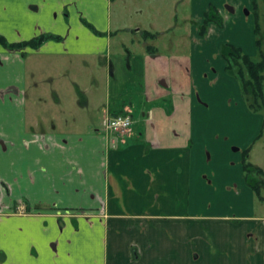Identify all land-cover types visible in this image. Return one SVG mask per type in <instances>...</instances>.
I'll list each match as a JSON object with an SVG mask.
<instances>
[{
  "label": "crops",
  "instance_id": "0c3cea01",
  "mask_svg": "<svg viewBox=\"0 0 264 264\" xmlns=\"http://www.w3.org/2000/svg\"><path fill=\"white\" fill-rule=\"evenodd\" d=\"M188 1L189 53L153 45L118 83L97 36L64 15L92 0H0L10 42L65 39L0 44V264H264V201L234 152L250 133L259 142L264 115L221 54L232 43L257 55L252 0ZM211 3L224 26L201 37ZM119 113L133 117L127 138L103 126Z\"/></svg>",
  "mask_w": 264,
  "mask_h": 264
},
{
  "label": "rangeland",
  "instance_id": "374dc122",
  "mask_svg": "<svg viewBox=\"0 0 264 264\" xmlns=\"http://www.w3.org/2000/svg\"><path fill=\"white\" fill-rule=\"evenodd\" d=\"M259 1L261 3L259 13L261 16L262 38L264 39V0ZM92 2L93 4L88 2V8L85 10L82 7H79L80 5L78 3L71 4L70 6L65 7L64 15L68 22L74 23V25H78L79 23L84 24L91 31V33L97 36L99 39L97 47L102 48L103 54L101 56H112L116 66H118V72L116 73L117 79H119L118 83L120 82V79H123L122 77L125 72L126 77L129 73H127L130 59L129 56H146V48L148 44L156 45L159 48L161 55L189 53L190 44L192 43L193 38L190 33L191 25L189 21L191 17V3L188 0H106L107 4H105V0H92ZM27 15L29 17L35 16L29 12ZM109 16L110 19L108 20ZM22 20H24L23 17ZM85 22L92 24L94 29H96L99 33H95L94 29H92L90 25H87ZM136 27L149 29L152 32H163L158 34L156 38L144 39V37L136 31ZM43 33L61 35L45 31L38 33L31 38ZM62 37L63 39L61 42L65 40L64 36ZM49 41L57 40L51 39L47 42ZM254 57H258V55ZM132 75L137 76L136 73H133ZM123 80H126V78ZM116 83L117 82H115V84ZM115 84L113 83V90H117L113 92L120 94V87H122V85L120 87L118 85L115 88ZM132 93L133 91L126 90V93L121 96V99H129V96H131ZM133 98L136 103L139 99V95L135 94V97ZM139 102L140 105L144 104V100L141 99V97ZM245 102L249 108L248 101L245 100ZM41 110L48 114L46 111L47 109ZM259 113L264 115V112ZM105 117L103 126L106 131L105 121L109 116ZM132 127L124 133L126 138L128 137ZM249 131L250 130L248 129V132ZM262 136L263 137H261L259 142L255 144V140L257 138L251 137L250 133L244 140H242L241 144L243 147L240 145H237V147L240 149L251 147L253 150L250 151L248 161L264 168V135ZM240 149L235 150L234 152L241 154V162L243 166L244 155L243 150L241 151ZM239 151H241V153ZM231 165H233L232 162ZM234 166L235 164L233 167ZM184 208L187 209L186 204H184Z\"/></svg>",
  "mask_w": 264,
  "mask_h": 264
},
{
  "label": "trees",
  "instance_id": "16d2710c",
  "mask_svg": "<svg viewBox=\"0 0 264 264\" xmlns=\"http://www.w3.org/2000/svg\"><path fill=\"white\" fill-rule=\"evenodd\" d=\"M259 0H252V13L255 19V36L258 57L251 56L244 50L231 43H224L221 46V54L226 59V71L237 78L241 85L242 96L249 103V108L255 113L264 112V39L262 38L261 16L259 13ZM86 23V22H85ZM214 23L219 27L224 26V18L219 8L211 3L204 13L203 21L198 24L199 35L205 37L208 33L209 25ZM90 25L92 29L94 26ZM95 33H99L94 29ZM145 39L156 38L158 33L143 30ZM61 41V35L43 33L29 40L10 42L0 33V44L10 49H25L27 47L38 49L48 40ZM148 50L154 52V46L148 45ZM116 115V114H113ZM264 130V124L260 136ZM251 147L243 150V169L246 184L252 188L257 198L264 201V168L248 161Z\"/></svg>",
  "mask_w": 264,
  "mask_h": 264
},
{
  "label": "built area",
  "instance_id": "2783aa9c",
  "mask_svg": "<svg viewBox=\"0 0 264 264\" xmlns=\"http://www.w3.org/2000/svg\"><path fill=\"white\" fill-rule=\"evenodd\" d=\"M106 131L112 132L110 134L116 135L119 138H124L125 132L130 130L133 125V117L129 113H122L109 116L106 121ZM24 207L22 210L24 211Z\"/></svg>",
  "mask_w": 264,
  "mask_h": 264
}]
</instances>
